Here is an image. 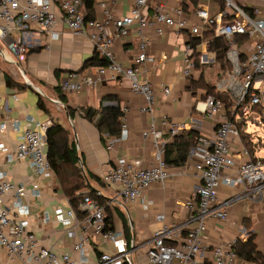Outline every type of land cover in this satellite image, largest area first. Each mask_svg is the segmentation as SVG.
Listing matches in <instances>:
<instances>
[{
    "label": "built area",
    "instance_id": "2783aa9c",
    "mask_svg": "<svg viewBox=\"0 0 264 264\" xmlns=\"http://www.w3.org/2000/svg\"><path fill=\"white\" fill-rule=\"evenodd\" d=\"M149 1L132 0L130 12L121 15H113L104 3H100L105 18L85 19L80 11L82 0H58L62 12L60 18L50 10L47 0H0V37L20 32L8 48L17 61H23L26 54L24 34L30 25L34 24L52 39L59 35L55 27L60 20L72 35L91 42L97 57L105 61L95 78L85 76L77 79L75 73L66 74L59 84L63 92L79 90L83 85H96L107 69L128 78L132 92L145 101L140 111L152 114L154 85L140 76L142 64L152 61L146 52L148 39L141 38L134 63L128 66L118 62L111 49L114 41L127 35L133 26H137L140 32L144 27L155 25L158 34H162L166 27L179 30L188 27L186 20L175 18L181 15L180 8H156L152 17L148 18L145 8ZM259 1L264 3V0ZM194 14L199 22L189 23L190 34L201 36L203 29L210 28L216 38L224 39L225 58L230 68L225 79L214 83L218 90L224 89V97L208 94L196 103L197 110L204 116L219 117L212 134L201 135L197 144L189 150L191 155L201 151L194 166L199 172L200 184L194 198L182 201L190 212L178 224L165 222L162 213L156 215L159 225L146 243L143 264H256L240 259L233 248L234 243L216 245L211 251V258L203 261L202 236L209 218L225 220L226 207L233 201L258 198L264 191L263 160L252 155L242 141L243 136L250 138L253 152L264 149V134L258 137L257 133L252 132V135L247 131L250 123L264 133V16L258 9L247 10L231 0H224V8L218 13L211 14L207 7L199 6ZM200 44L192 45L189 41L185 47L182 69L185 77L192 73L194 59L191 54ZM196 58L201 64H207L214 61L215 54L208 49L200 50ZM160 89L166 95L170 93L164 84H160ZM29 122L14 155H8L7 159L27 160L36 175L53 180L55 174L47 160L46 138L51 121L30 119ZM168 127L169 137L172 138L183 132L185 123L171 121ZM4 128L5 124H2L1 130ZM142 135L151 138L155 149L151 165L143 166L139 158L121 155L111 168L100 175L105 185L114 188L116 194L129 203L140 199L152 184H164L172 175L162 158L164 144L159 140L161 132L153 122L142 131ZM125 138V125L121 123L119 137L108 141L107 149H111L117 140ZM235 140L240 143L238 153L241 159H237L232 152L237 147L234 146ZM0 149L5 151L1 143ZM223 184L240 188V193L219 201L218 189ZM28 197L40 198L36 182L26 187L5 179L0 173V247L5 251L7 264H136L131 255L133 243L127 240L121 229L106 225L105 205H100L85 192L78 204V209L84 213L82 218L77 217L71 205H58L51 215L46 213L41 218L42 224L53 219L61 225L64 236L72 240L74 254L41 246L36 233L30 229L31 212L25 201ZM6 198L10 200L9 205L5 203ZM88 228L102 244L109 245L93 261L89 256ZM183 231L186 234L178 241L176 236ZM176 240L178 244H173Z\"/></svg>",
    "mask_w": 264,
    "mask_h": 264
},
{
    "label": "crops",
    "instance_id": "0c3cea01",
    "mask_svg": "<svg viewBox=\"0 0 264 264\" xmlns=\"http://www.w3.org/2000/svg\"><path fill=\"white\" fill-rule=\"evenodd\" d=\"M47 1L50 10L60 18L62 12L58 0ZM231 1L247 10L258 9L260 15L264 16V3L259 0ZM100 3H104L113 15L129 13L133 6L132 0H91V7L87 10L82 1L80 11L84 18H105ZM199 6L207 7L211 14H215L223 9V0H150L145 8L148 18L152 17L156 8H180L183 11L175 18L186 20L188 27L181 30L166 27L162 34H158L155 25L144 27L140 32L137 26H133L127 35L116 39L111 47L118 62L128 66L134 63L141 38L148 39L146 52L152 57V61L142 64L140 76L154 85L152 114L140 111L145 101L132 92L130 80L107 69L96 85H83L79 90L64 92V105L57 102L58 96L54 88L59 86L66 74L75 73L77 79L85 76L95 78L98 69L105 65V61L97 56L90 63L95 55L92 43L86 38L72 35L60 20L55 27L59 35L52 39L34 24L30 25L24 34L26 54L23 61H17L15 54L8 48V44L20 32L14 31L8 36L0 37V143L5 148V151L0 149V173L5 179L26 187H30L33 182L38 184L40 198L28 197L25 201L31 212L30 229L36 233L41 246L74 254L72 240L64 236L61 225L53 219L41 223V218L46 213L51 215L56 206L70 205L56 176L53 180L44 179L33 172L27 160L7 159L8 155H14L16 145L30 119L56 121L75 139L83 169L99 181L91 179L89 184L102 192L107 205L123 212L127 219L128 240L133 243L131 255L136 264H143L145 261L146 243L159 225L157 214L162 213L167 223L178 224L187 218L190 210L183 206L182 201L194 198L200 184L199 172L194 167L200 157L199 150L194 155L188 153L182 165L168 166L171 177L164 184H152L140 199L132 203L124 201L114 188L105 185L100 175L111 168L121 155L139 158L143 166L152 164L155 149L151 138L142 135V131L151 122L161 132L159 140L164 145L171 140L168 127V122L171 121L185 123L183 131L191 129L204 136H210L215 129L219 115L204 116L196 108V103L203 98L204 93L199 80L202 76L206 83L214 85L216 81L225 79L228 70H221L217 63L209 62L200 69H194L188 77L182 74L185 47L190 37H193L189 32V23L199 22L194 14ZM46 45L49 47L46 48ZM206 49L211 53L209 42L203 40L196 46L194 57L198 56L200 50ZM6 75L24 87L15 84L8 86ZM160 84L169 88L168 95L161 91ZM221 92L224 97V89ZM66 105L74 110L72 116L68 115ZM116 107L123 111L120 122L125 125L126 138L117 140L111 149H107V142L112 138L100 134L93 122L83 115L88 108ZM2 124H5V128L1 130ZM253 133L250 132L252 135ZM234 146H237L232 151L234 156L241 159L238 140L234 141ZM252 155L261 158L264 163V149L252 151ZM262 169L264 170V164ZM239 193L240 188L223 184L218 189L217 199L224 201ZM5 203L9 205L10 200L6 198ZM226 212L225 220L213 217L207 220V229L202 236V260L208 261L211 258V251L216 245L235 244L237 241L245 243L250 234L254 236L256 251L264 256V191L258 198L233 201L226 207ZM112 221L113 227L123 231L120 219L114 215ZM88 232L89 256L93 261L109 245L102 244L93 235L91 228H88ZM183 236L184 231L176 239L179 241ZM178 241L173 244H178ZM6 258L4 249L0 247V264H7Z\"/></svg>",
    "mask_w": 264,
    "mask_h": 264
},
{
    "label": "trees",
    "instance_id": "16d2710c",
    "mask_svg": "<svg viewBox=\"0 0 264 264\" xmlns=\"http://www.w3.org/2000/svg\"><path fill=\"white\" fill-rule=\"evenodd\" d=\"M85 9H90L91 0H82ZM224 8V0L223 7ZM183 11V9H182ZM87 19V18H86ZM241 39V37H238ZM203 40L209 42V49L215 53V59L213 63H217L219 69L228 70L230 64L225 58L226 41L221 38H216L213 31L210 28H205L201 36L190 37L189 41L192 45H197ZM95 54L92 58V63L97 59ZM195 51L192 52L191 58L194 59V69H200L202 65L198 59H195ZM192 70V71H193ZM220 77V76H219ZM5 81L8 86L17 85L18 87H24L19 83H15L7 75ZM199 82L202 83L204 93L202 97L208 94L214 95L217 98L222 97V92L211 83H206L201 76ZM57 93L58 101L62 105L66 102V97L60 85L54 88ZM66 110L69 116H72L74 110L66 105ZM123 111L116 108H88L85 110L84 117L93 122L100 134L106 135L109 138H117L121 132V122ZM201 134L195 130H185L180 135L171 138L170 142L164 145L162 158L165 165L168 166H180L182 165L189 153L191 147L195 146L198 142ZM47 138V160L49 161L53 172L58 180L59 186L64 196L68 199L69 204L75 210L78 218H82L84 213L78 209V204L84 192L92 199L96 200L100 205H105V223L108 227L112 228V220L115 215L122 221L123 232L127 240L129 239V230L127 225V219L123 212L118 209H113L106 205V197L101 191L98 194L96 189L89 184L90 180L99 182L98 179L92 174L86 172L81 165V156L76 145V141L73 137H70L69 132L60 123L52 121L50 127L46 133ZM242 141L247 146L250 152L253 151V142L247 136L242 137ZM91 183V182H90ZM186 231H184V235ZM236 255L245 262H254L256 264H264V256L256 251L254 244V236L250 234L245 243L237 241L233 246Z\"/></svg>",
    "mask_w": 264,
    "mask_h": 264
},
{
    "label": "rangeland",
    "instance_id": "374dc122",
    "mask_svg": "<svg viewBox=\"0 0 264 264\" xmlns=\"http://www.w3.org/2000/svg\"><path fill=\"white\" fill-rule=\"evenodd\" d=\"M248 132H256L258 134V137H261L264 133L262 131V129L252 125V124H248V128H247ZM102 188V191L105 193V194H108V192L103 188V187H100Z\"/></svg>",
    "mask_w": 264,
    "mask_h": 264
},
{
    "label": "water",
    "instance_id": "95a60500",
    "mask_svg": "<svg viewBox=\"0 0 264 264\" xmlns=\"http://www.w3.org/2000/svg\"><path fill=\"white\" fill-rule=\"evenodd\" d=\"M96 191H97L98 194L100 193L98 190H96Z\"/></svg>",
    "mask_w": 264,
    "mask_h": 264
}]
</instances>
